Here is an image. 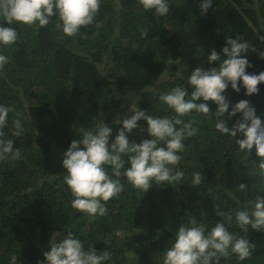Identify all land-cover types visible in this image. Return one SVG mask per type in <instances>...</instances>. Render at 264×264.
Instances as JSON below:
<instances>
[{
	"label": "trees",
	"instance_id": "trees-1",
	"mask_svg": "<svg viewBox=\"0 0 264 264\" xmlns=\"http://www.w3.org/2000/svg\"><path fill=\"white\" fill-rule=\"evenodd\" d=\"M200 3L170 0L169 13L157 16L139 0H101L94 22L74 36L56 28V16L44 27L12 25L19 39L0 48L10 57L0 69V104L14 109L4 132L23 158L0 161V264H10L12 256L17 264H37L50 250L44 242L68 231L86 248L108 250L111 260L106 264H163V252L181 223L194 217L214 225L221 219L217 204L221 211L234 212L264 195V170L255 147L250 155L243 154L234 138L215 129L214 116L193 113L184 119L194 118L199 132L184 140L178 166L185 172L182 181L154 184L144 193L122 176L124 189L107 202L106 215L92 217L72 207L73 196L63 179V153L99 121L113 128L114 137L122 127L116 119L132 115L124 117L132 104L129 90L140 91V109L174 115L159 94L187 86L197 67H216V62L208 64L207 55L213 48L221 52L226 37L238 34L256 49L249 50L252 67L247 71H264L259 55L264 52V0H214L205 15ZM142 29L148 30L146 36ZM165 69L171 73L168 79L160 76ZM258 87L251 96L243 87L240 92L229 87L225 95L232 104L249 100L264 120V83ZM216 107L211 104L212 111ZM240 116L229 119V126ZM13 119L23 124L18 137L13 135ZM138 123L147 126L144 120ZM145 136L146 128L130 133L137 142ZM193 172L202 177L196 187L191 184ZM240 183L247 187L241 190ZM230 231L245 235L235 222ZM247 236L256 245L252 255L240 261L233 254L220 264H264V232L249 229Z\"/></svg>",
	"mask_w": 264,
	"mask_h": 264
},
{
	"label": "clouds",
	"instance_id": "clouds-1",
	"mask_svg": "<svg viewBox=\"0 0 264 264\" xmlns=\"http://www.w3.org/2000/svg\"><path fill=\"white\" fill-rule=\"evenodd\" d=\"M139 2L144 10L154 11L157 16H166L170 11V0ZM213 4L214 0H201V14H207ZM100 5L101 0H0L3 21L0 22V48L18 41L19 33L13 24L44 27L54 16L58 17L56 28L67 36H74L82 26L94 22ZM147 32V29L141 30L143 36ZM250 49L256 51L239 34L235 38L227 36L221 52L213 48L207 55L208 64L216 62V67H197L188 76L187 86L177 85L161 92L159 100L174 115H153L135 103L130 117L116 119L115 123L122 127L114 137L113 128L99 121L93 128L84 130L79 139L72 140L62 161L66 169L63 179L73 196L72 207L92 217L106 215L107 202L124 189L122 176L144 193L154 184L182 181L185 172L178 166L183 159L184 140L199 132L194 118L184 119L193 113L214 116L215 129L234 138L243 154L250 155L255 147L258 166L264 170V120L249 100L232 104L225 95L229 87L236 92L243 87L247 96L260 91L258 85L264 83V71H247L252 67L248 59ZM259 55L264 59V52ZM9 62L10 57L0 51V69ZM160 76L168 79L171 73L165 69ZM139 99L137 96L136 101ZM213 103L217 106L215 111L211 109ZM12 111L11 106L0 104V161L23 158L15 140L6 137L4 132ZM238 113L240 118L230 127L229 119ZM141 120L146 121V127L138 123ZM12 123L13 135L20 136L24 131L22 121L13 119ZM137 128H146V136L139 142L130 138V133ZM238 135L242 138H237ZM201 180L200 172L192 173L194 187ZM238 187L244 190L247 185L240 183ZM216 209L221 219L214 225L198 222L194 217L180 224L174 240L163 252V264H220L221 258L225 261L233 254L240 261L252 255L256 245L249 240L247 232L249 229L264 232V195H256L234 212L221 211L218 204ZM233 222L245 235L230 231ZM43 257L37 264H106L111 260V253L106 249L100 252L92 245L86 248L78 235L68 231L60 239L53 235L50 250ZM10 264H17L16 256L11 257Z\"/></svg>",
	"mask_w": 264,
	"mask_h": 264
},
{
	"label": "rangeland",
	"instance_id": "rangeland-1",
	"mask_svg": "<svg viewBox=\"0 0 264 264\" xmlns=\"http://www.w3.org/2000/svg\"><path fill=\"white\" fill-rule=\"evenodd\" d=\"M264 36V34H263ZM128 98L130 99V102L132 103L131 106H129L127 109V111L124 113V117L130 116V114H133L131 107L134 106L135 103H137L138 101H136V97L139 96L140 97V91H136V90H129L127 93ZM125 104V103H124ZM118 114L115 115V117H117ZM104 123H106L105 121H102ZM44 245L48 246L50 245V243L48 241L44 242Z\"/></svg>",
	"mask_w": 264,
	"mask_h": 264
}]
</instances>
